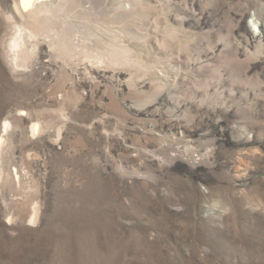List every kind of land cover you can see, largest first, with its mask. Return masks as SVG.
Returning <instances> with one entry per match:
<instances>
[{"label": "rangeland", "instance_id": "374dc122", "mask_svg": "<svg viewBox=\"0 0 264 264\" xmlns=\"http://www.w3.org/2000/svg\"><path fill=\"white\" fill-rule=\"evenodd\" d=\"M16 10L0 264H264V0H73L67 49Z\"/></svg>", "mask_w": 264, "mask_h": 264}, {"label": "bare ground", "instance_id": "6f19581e", "mask_svg": "<svg viewBox=\"0 0 264 264\" xmlns=\"http://www.w3.org/2000/svg\"><path fill=\"white\" fill-rule=\"evenodd\" d=\"M72 2L73 0H16V12L19 17H22L25 23L30 22L31 25H33L32 22H35L34 24L40 26V31H43L44 33H52L54 36H57L58 39L54 37L55 44L67 49L69 46L68 42L72 37L67 28L65 31L61 27V21H66L59 19L60 17L58 16V14V17L53 16V13L51 14V12L55 9L57 13L69 14L72 8ZM53 12L55 13V11ZM56 18L58 21L56 20ZM47 29L49 30L46 31ZM26 32V28L19 26L15 28V35L12 38V44H10V48L15 51L14 53H18L23 41L22 39L23 37H25ZM12 125V123H8L7 121L3 124L4 135L0 138V154L3 152V148L6 145V142L8 140L7 136H9L8 134L11 131ZM0 163L3 164V158H1Z\"/></svg>", "mask_w": 264, "mask_h": 264}]
</instances>
